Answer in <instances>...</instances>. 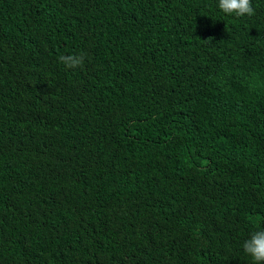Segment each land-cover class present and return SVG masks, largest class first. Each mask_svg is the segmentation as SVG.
I'll return each instance as SVG.
<instances>
[{
  "label": "trees",
  "instance_id": "1",
  "mask_svg": "<svg viewBox=\"0 0 264 264\" xmlns=\"http://www.w3.org/2000/svg\"><path fill=\"white\" fill-rule=\"evenodd\" d=\"M251 4L0 0V264H255L264 0Z\"/></svg>",
  "mask_w": 264,
  "mask_h": 264
},
{
  "label": "clouds",
  "instance_id": "2",
  "mask_svg": "<svg viewBox=\"0 0 264 264\" xmlns=\"http://www.w3.org/2000/svg\"><path fill=\"white\" fill-rule=\"evenodd\" d=\"M218 8L229 16L244 17L254 14L251 0H218ZM61 60L67 66L74 67L82 64L83 57H61ZM243 250L252 257L255 264H264V230L252 233L250 238L244 241Z\"/></svg>",
  "mask_w": 264,
  "mask_h": 264
}]
</instances>
